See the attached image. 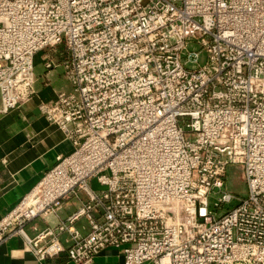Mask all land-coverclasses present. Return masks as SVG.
<instances>
[{"label":"built area","instance_id":"1","mask_svg":"<svg viewBox=\"0 0 264 264\" xmlns=\"http://www.w3.org/2000/svg\"><path fill=\"white\" fill-rule=\"evenodd\" d=\"M59 46L57 61L45 50ZM59 68L68 89L51 87ZM34 98L72 150L0 219V246L72 264L107 248L123 264H264V0H0V118ZM229 165L244 197L222 191ZM214 189L217 208L236 201L219 217Z\"/></svg>","mask_w":264,"mask_h":264},{"label":"crops","instance_id":"2","mask_svg":"<svg viewBox=\"0 0 264 264\" xmlns=\"http://www.w3.org/2000/svg\"><path fill=\"white\" fill-rule=\"evenodd\" d=\"M55 75V71L49 75L51 87L68 89V85L61 87ZM43 88V85L40 89L37 88L42 98L48 91ZM38 102V98H34L22 109L14 110L0 118V219L34 187L43 173L56 163L58 156H66L72 150L71 143L64 139L63 134L40 115ZM77 206L78 202L69 200L58 217L49 216L46 221H32L26 227L28 236L32 238L48 224L64 220ZM75 227L82 235H86L88 228L85 221L78 222ZM65 239L66 235H63L61 240L67 246ZM0 264L72 263L64 254L40 261L27 249L22 239L14 238L0 246ZM91 264H123L121 251L104 249Z\"/></svg>","mask_w":264,"mask_h":264},{"label":"rangeland","instance_id":"3","mask_svg":"<svg viewBox=\"0 0 264 264\" xmlns=\"http://www.w3.org/2000/svg\"><path fill=\"white\" fill-rule=\"evenodd\" d=\"M48 52L53 58H55L57 61L60 59V54L63 52L62 46L57 47L56 52H52L51 49L47 48L45 50ZM42 68L41 66L37 67V73L38 75L41 74ZM57 82L60 83L61 87H64L65 81L62 78V70L61 68L55 70ZM40 82L37 83V85ZM42 84L38 85V89H40V86ZM59 85V87H60ZM48 92V91H47ZM92 187L94 189H100V187L95 183V181L92 183ZM226 191L228 193H231L238 197H244L246 194V184L244 181V178L242 177V169L238 165H229L226 170V177L224 179V187L222 191ZM221 196L220 192L217 189H214L213 194L209 197V208L214 213L216 217H219L220 215L228 212L229 210L233 209L236 206V201H231L230 203L222 204L219 208L215 206V204L218 202V198Z\"/></svg>","mask_w":264,"mask_h":264}]
</instances>
